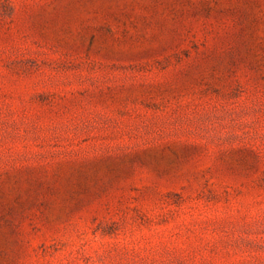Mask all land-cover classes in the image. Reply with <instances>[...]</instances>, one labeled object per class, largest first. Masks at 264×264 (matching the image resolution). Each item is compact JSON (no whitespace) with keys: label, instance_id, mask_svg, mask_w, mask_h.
Listing matches in <instances>:
<instances>
[{"label":"rangeland","instance_id":"1","mask_svg":"<svg viewBox=\"0 0 264 264\" xmlns=\"http://www.w3.org/2000/svg\"><path fill=\"white\" fill-rule=\"evenodd\" d=\"M0 264H264V0H0Z\"/></svg>","mask_w":264,"mask_h":264}]
</instances>
